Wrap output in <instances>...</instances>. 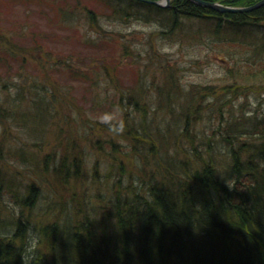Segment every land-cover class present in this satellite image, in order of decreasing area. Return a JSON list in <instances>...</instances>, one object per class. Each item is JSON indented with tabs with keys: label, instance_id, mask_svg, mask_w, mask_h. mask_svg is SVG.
<instances>
[{
	"label": "trees",
	"instance_id": "1",
	"mask_svg": "<svg viewBox=\"0 0 264 264\" xmlns=\"http://www.w3.org/2000/svg\"><path fill=\"white\" fill-rule=\"evenodd\" d=\"M209 1L244 7L259 0ZM113 2L112 18L126 26L131 22L149 25L150 18L157 16L162 42L178 38L188 23L185 19L212 23L220 39L228 37L222 35L227 30L247 33L246 41L254 40L248 33L262 31V45L254 50L262 53L264 67V6L248 13L219 14L189 0H171L169 8L139 0ZM87 18L97 22L92 11ZM73 19L68 16V21ZM196 34L201 35L197 31L186 37ZM132 47L124 41L121 57L129 58ZM10 54L14 59L21 57L23 63L30 59L14 50ZM147 56H141L139 64L130 60L142 71L132 86L116 89L119 100L114 95L108 99L93 95L92 105L111 111L113 119L105 122L78 113L83 110L73 98H61L52 75L51 86L40 84L34 76L28 79L31 84L27 79L21 84L0 81L3 130L24 122L38 140L20 144L21 151L9 166L0 156V264H264V110L248 112L242 107L236 109L239 114L230 110L234 98L251 91L247 84L254 82L264 93V68L247 74L232 70L235 83L225 86V97H219L214 87L185 88L174 65L165 62L167 56L161 55L152 73L148 64L153 60ZM1 62L13 67L9 61ZM141 62L148 64L142 67ZM110 78L119 87L118 78ZM241 80L248 83L239 84ZM99 83L94 80L93 86ZM71 111L80 117L77 125L71 124L73 129L67 120ZM51 124L62 126L60 136L68 127V136L64 135L65 145L59 149L54 145L43 155L41 148L50 142L45 132ZM94 131L106 137L99 138ZM85 146L103 153L93 168H86L89 151ZM127 159L130 167H126ZM20 167L33 172V181L26 186L16 182ZM86 181H94L110 194L102 198V204H94L87 196ZM44 185H52L58 195L53 190L42 200L39 189ZM67 188L73 200L65 197ZM6 189H16L10 199L18 215L3 203ZM49 199L62 221L37 226L31 217L41 200ZM36 233L40 235L37 246Z\"/></svg>",
	"mask_w": 264,
	"mask_h": 264
},
{
	"label": "rangeland",
	"instance_id": "2",
	"mask_svg": "<svg viewBox=\"0 0 264 264\" xmlns=\"http://www.w3.org/2000/svg\"><path fill=\"white\" fill-rule=\"evenodd\" d=\"M115 5L113 0H0V61H9L13 65L9 69L4 62L0 63V81L8 79L12 83L21 84L25 79L28 80L34 76L40 84L51 86L52 79L49 77L52 75L57 79L54 86H57L56 90L59 89L61 98L65 96L67 99L73 98V102L78 103V106L83 110V112L78 111V113L85 114L86 112L87 116L94 121L105 122L113 119L110 115L111 111L104 105L99 108L92 105L93 95L100 93L105 99L114 95L119 100L116 89L129 88L133 82L137 81L138 75L136 74L139 71L141 73L142 69H138L131 61L138 60L139 64L141 56L149 55L147 57H151L153 60L149 61L150 64L146 63L152 67V73L155 72L156 64L159 63L158 59H161V55L167 56L165 62L174 65L179 74L177 76L180 77L185 88L214 87V90L220 94L219 97H225V92L222 94L225 86L235 83L234 78L230 75L232 70L235 73L241 71L247 74L251 69L257 72L264 68L260 61L262 53L254 50V47L262 45V31L254 30L248 33L254 39H248L251 41L250 44L248 40H245L247 33L231 34L227 30L222 35H227L233 42L226 44L229 42V38L224 39L221 36L222 39H220V34H214L212 23L185 19L184 22L188 23H184L183 31L180 29L182 33L179 34L178 38L171 36L169 41L172 45L169 46V41L162 42L158 39V34L163 28L159 24L157 16L150 18L149 25L143 24V22H131L127 26L124 24V27L123 24H120L121 21L112 18L111 12H113ZM90 11L96 15V23L90 22L87 18ZM68 16H72L74 19L68 21ZM109 18L110 21H108ZM197 31L201 35L186 37L189 33H197ZM177 39L179 41H176ZM124 41L133 46L129 58H123L120 54V45ZM226 47L229 48L228 51L224 50L227 49ZM13 50L15 53L20 52L21 56H27L30 59L23 63L21 57L16 56V54H14L16 56L14 59L13 54H10ZM145 62H141L142 67L146 66L143 64ZM43 64L46 65L44 71L41 70ZM55 64H58L57 67ZM50 65L55 67L48 69ZM110 76L114 79L118 78L119 87L112 85ZM97 79L100 83L93 86V81ZM28 81L30 83H27L31 84L32 80ZM244 83L248 82L244 80L239 82V84ZM254 84V82L247 84L251 86V91L239 95L238 98L231 101L233 107L232 104L226 102L228 107H232L230 110L235 114H239L242 107L248 112L251 108V111L264 110V93H258V85ZM2 86L0 84V88ZM0 95L3 94L0 93ZM199 100L202 102L200 98ZM213 100L210 99L209 101ZM2 102L3 100L0 99V104ZM203 103L210 104H207V101H203ZM66 109L70 108L66 106ZM71 112L72 117L71 119L67 118L69 123L67 124L73 129L74 126L71 124L77 125L76 118L80 119V117L75 111ZM160 117L161 114H158L157 119ZM21 123L23 126L19 123L13 124V129H8V132H5L4 126L0 125V156L5 157L8 166L10 162L14 161V155L18 153L20 144L29 142L37 144L38 141L34 137L35 134L29 132V126L24 127V122ZM31 123L33 124V122ZM59 123L64 125L63 122L59 121ZM61 127L51 124L46 129L45 138L50 142H46L45 146L41 148L43 155L51 152L54 145H56L55 148L58 146V149L62 143L65 145L66 142L63 138H66L64 135L68 136V127L65 130L62 129L63 135L60 136ZM95 133L99 138L104 139L106 137L104 132L94 131ZM119 142L124 144L122 139ZM85 144L86 141L82 143V146ZM84 149L89 151L86 156V166H88L86 168H93L96 160L102 158L103 153L96 152L95 149L91 152L87 146ZM28 151L25 149L24 153L28 155ZM8 153L11 154V157ZM130 163L132 164L131 160L127 159L126 167H130ZM114 174L116 176L117 172ZM32 176L33 172L25 171L23 167L15 172L16 182L19 185L21 183L25 186L30 184L33 181ZM85 183L86 186L83 188H86L87 196L94 199V204L97 202L102 204V198L110 195L105 193V189L96 187L94 181H86ZM43 190L47 193H43ZM53 190L52 185H44L39 189L42 194L38 193L43 200ZM13 191L16 189L12 191L6 189L3 203L5 202L6 206L12 209L14 215H18L20 212L10 199ZM56 192L54 190V193ZM64 192L66 198L73 200L71 198L73 193L68 188ZM22 194H24L23 191ZM42 200L40 207L31 217L33 223L37 226H44L49 222L62 221L61 215H55L59 213V210L51 209L52 201L50 202V199L46 202ZM68 204L71 202H67L66 205ZM75 204L78 206L77 201ZM78 208L80 209V206ZM33 238L37 246L40 235L36 233Z\"/></svg>",
	"mask_w": 264,
	"mask_h": 264
},
{
	"label": "water",
	"instance_id": "3",
	"mask_svg": "<svg viewBox=\"0 0 264 264\" xmlns=\"http://www.w3.org/2000/svg\"><path fill=\"white\" fill-rule=\"evenodd\" d=\"M142 2H147L148 4L155 5L160 8H169L171 7V0H139ZM192 3L196 4L199 7L209 9L211 11L217 12L219 14H238V13H248L253 12L256 9L264 6V0H260L257 3H254L250 6H232L227 5L218 1H209V0H189Z\"/></svg>",
	"mask_w": 264,
	"mask_h": 264
},
{
	"label": "bare ground",
	"instance_id": "4",
	"mask_svg": "<svg viewBox=\"0 0 264 264\" xmlns=\"http://www.w3.org/2000/svg\"><path fill=\"white\" fill-rule=\"evenodd\" d=\"M260 1V0H259ZM257 3V2H256ZM258 93H260V91H258Z\"/></svg>",
	"mask_w": 264,
	"mask_h": 264
}]
</instances>
